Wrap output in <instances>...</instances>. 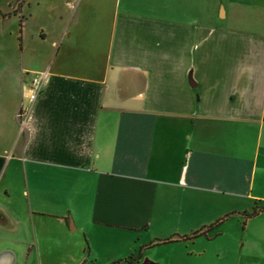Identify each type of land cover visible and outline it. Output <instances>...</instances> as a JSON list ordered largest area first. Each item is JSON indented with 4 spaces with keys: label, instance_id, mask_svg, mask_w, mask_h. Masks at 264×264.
Instances as JSON below:
<instances>
[{
    "label": "crops",
    "instance_id": "crops-1",
    "mask_svg": "<svg viewBox=\"0 0 264 264\" xmlns=\"http://www.w3.org/2000/svg\"><path fill=\"white\" fill-rule=\"evenodd\" d=\"M65 4L0 65V264H212L211 203H264V0Z\"/></svg>",
    "mask_w": 264,
    "mask_h": 264
},
{
    "label": "rangeland",
    "instance_id": "rangeland-1",
    "mask_svg": "<svg viewBox=\"0 0 264 264\" xmlns=\"http://www.w3.org/2000/svg\"><path fill=\"white\" fill-rule=\"evenodd\" d=\"M66 1L0 0V65L31 63L34 68L45 66L51 52L50 37L55 36L62 26L69 25L70 17L64 20L61 18L68 11ZM79 1V10L86 8L84 14L88 17H94L92 13L96 5L99 11L107 12L110 3V0ZM78 15L79 12L73 17L75 22ZM19 18L24 20L22 54L19 47ZM40 28L47 30L48 42L40 41L36 36ZM70 28L74 30L73 24ZM4 85L0 81V86ZM3 90L0 88V95ZM255 206L254 201L235 198L224 201V204L218 201L211 203L209 213L212 223L206 228L212 235L207 237L202 233L194 238L195 247L203 250L202 256L209 261L212 259V264L264 262V207L255 212ZM257 206H264V203ZM234 208L240 211L232 212Z\"/></svg>",
    "mask_w": 264,
    "mask_h": 264
},
{
    "label": "built area",
    "instance_id": "built-area-1",
    "mask_svg": "<svg viewBox=\"0 0 264 264\" xmlns=\"http://www.w3.org/2000/svg\"><path fill=\"white\" fill-rule=\"evenodd\" d=\"M46 74H47L46 71L39 72V73H36L35 76H33L31 78V81H30V89H31V91H30V94L28 96L29 101L31 103L41 93L42 88H43V84H44V81H45ZM27 111H28L27 107L24 106L23 109H21L20 111H18L17 116L18 117H22V116L24 117L27 114Z\"/></svg>",
    "mask_w": 264,
    "mask_h": 264
},
{
    "label": "trees",
    "instance_id": "trees-1",
    "mask_svg": "<svg viewBox=\"0 0 264 264\" xmlns=\"http://www.w3.org/2000/svg\"><path fill=\"white\" fill-rule=\"evenodd\" d=\"M19 40H20V38H19ZM263 207L264 206H255L254 207V211L256 212L257 210H261V209H263ZM198 233H200V231H195L194 233H192V236H195V235H197ZM168 241V240H167ZM144 264H155V263H151V262H148V261H146Z\"/></svg>",
    "mask_w": 264,
    "mask_h": 264
},
{
    "label": "water",
    "instance_id": "water-1",
    "mask_svg": "<svg viewBox=\"0 0 264 264\" xmlns=\"http://www.w3.org/2000/svg\"><path fill=\"white\" fill-rule=\"evenodd\" d=\"M142 264H144V263H142Z\"/></svg>",
    "mask_w": 264,
    "mask_h": 264
}]
</instances>
